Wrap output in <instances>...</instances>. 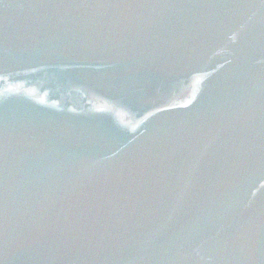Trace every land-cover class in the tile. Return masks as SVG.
<instances>
[{"label":"water","instance_id":"water-1","mask_svg":"<svg viewBox=\"0 0 264 264\" xmlns=\"http://www.w3.org/2000/svg\"><path fill=\"white\" fill-rule=\"evenodd\" d=\"M0 264H264V0H0Z\"/></svg>","mask_w":264,"mask_h":264}]
</instances>
